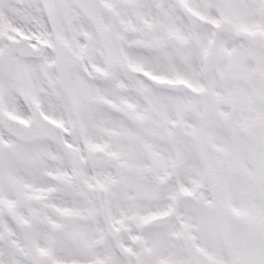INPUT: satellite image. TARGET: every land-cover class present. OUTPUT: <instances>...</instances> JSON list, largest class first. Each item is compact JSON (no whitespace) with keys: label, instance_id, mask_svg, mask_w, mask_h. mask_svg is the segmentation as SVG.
<instances>
[{"label":"snow or ice","instance_id":"6c2138e0","mask_svg":"<svg viewBox=\"0 0 264 264\" xmlns=\"http://www.w3.org/2000/svg\"><path fill=\"white\" fill-rule=\"evenodd\" d=\"M0 264H264V0H0Z\"/></svg>","mask_w":264,"mask_h":264}]
</instances>
